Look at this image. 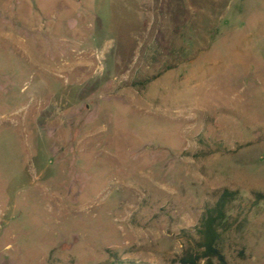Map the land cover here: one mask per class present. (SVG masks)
Returning <instances> with one entry per match:
<instances>
[{
  "label": "rangeland",
  "instance_id": "374dc122",
  "mask_svg": "<svg viewBox=\"0 0 264 264\" xmlns=\"http://www.w3.org/2000/svg\"><path fill=\"white\" fill-rule=\"evenodd\" d=\"M225 188L264 264V0H0V264H181Z\"/></svg>",
  "mask_w": 264,
  "mask_h": 264
},
{
  "label": "trees",
  "instance_id": "16d2710c",
  "mask_svg": "<svg viewBox=\"0 0 264 264\" xmlns=\"http://www.w3.org/2000/svg\"><path fill=\"white\" fill-rule=\"evenodd\" d=\"M236 190L223 189L215 203L206 207L196 227L198 249L186 251L178 258L181 264H228L221 249V233L227 222L229 205L236 199Z\"/></svg>",
  "mask_w": 264,
  "mask_h": 264
}]
</instances>
